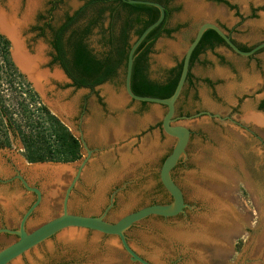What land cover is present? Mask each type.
Listing matches in <instances>:
<instances>
[{"label":"rangeland","instance_id":"1","mask_svg":"<svg viewBox=\"0 0 264 264\" xmlns=\"http://www.w3.org/2000/svg\"><path fill=\"white\" fill-rule=\"evenodd\" d=\"M7 1L0 0V8H5ZM225 1L234 8L213 0L174 1L178 9L167 23L174 31L155 41L148 59L147 72L151 79L160 80L182 60L202 22L216 23L239 45L253 47L264 41V0ZM26 3L27 0H21L22 9ZM81 4V0H40L31 20L21 30L28 52L33 54L36 47H41L43 63H46L49 49L43 38L30 29L38 15L57 26L66 12L72 13ZM97 40L93 36L90 42L99 49ZM41 69L49 71L48 67L41 66ZM56 69L59 70L53 65L49 72ZM191 76L193 86L186 85L177 110L187 118L173 123L191 131L186 154L181 158L183 170L174 172L188 206L177 219L146 218L138 222L125 232L127 242L152 264H170L168 260L175 258L174 264H239L242 261L264 264V109L258 107L264 100V49L244 57L225 45H218L199 56L191 67ZM86 92L74 90L65 77L63 81L51 77L44 93L39 91L41 95H38L51 111L58 113L51 108L52 101L73 106ZM122 92L118 80L95 89V95L98 94L111 115L104 119L106 129L102 133L97 134L96 126V132L90 134L85 122L80 125L82 131L74 130L67 118L70 112L67 116L60 114L73 133L82 135L86 143L81 157L68 166L75 169L88 153L86 163L102 161L97 162L101 164L100 171L94 170V176L84 172L85 166L82 168L87 185L76 186L75 195L79 193L82 200L73 197L69 209L84 215H100L107 222H115L122 215L149 204L172 201L160 191L157 180L159 168L175 144V139L161 128L166 108L128 97L121 100ZM91 95L87 96L88 107L93 114L98 104ZM10 134L18 149L12 146L9 153H13L9 155L29 167L21 158L18 136ZM101 145L107 148L102 150ZM93 149L94 154L90 156ZM73 172L55 187L21 170L27 183L37 180L42 195L41 205L34 208L35 214L27 222V230L61 213V201L76 173ZM17 192L21 205L10 211L0 206L3 217L0 225L5 224L2 228H17L21 214L32 199L31 191ZM1 193L14 195L7 185H0V197ZM216 203L225 206L227 218L218 217ZM43 205L48 208L46 213L42 211ZM82 232L84 237L78 245L62 241L57 233L42 247L33 248L15 261L20 264H139L130 260L114 237ZM15 240L13 234L0 232V248Z\"/></svg>","mask_w":264,"mask_h":264},{"label":"trees","instance_id":"2","mask_svg":"<svg viewBox=\"0 0 264 264\" xmlns=\"http://www.w3.org/2000/svg\"><path fill=\"white\" fill-rule=\"evenodd\" d=\"M81 1L82 4L72 13L64 14L60 26L53 31V46L58 54L54 61L60 62L76 87L93 88L115 79L120 71L125 73L131 41L158 18L159 10L151 5L131 4L123 0ZM150 1L163 5L165 15L136 48L130 85L137 95L166 98L175 89L182 60L168 69L160 80H153L147 72L148 54L158 38L169 36L174 31L167 22L178 8L171 6L172 0ZM214 1L234 8L225 0ZM65 35L67 48L63 42ZM93 36L98 38L99 49L91 46ZM218 45L226 44L214 30L207 29L191 54L189 71L201 52ZM237 46L245 51L252 48ZM189 71L186 81L190 77ZM259 109H264V101ZM11 132L18 136L22 155L28 163H70L81 157L78 138L41 101L31 83L14 64L9 42L0 33V137L4 138L0 144L10 146L8 133Z\"/></svg>","mask_w":264,"mask_h":264},{"label":"water","instance_id":"3","mask_svg":"<svg viewBox=\"0 0 264 264\" xmlns=\"http://www.w3.org/2000/svg\"><path fill=\"white\" fill-rule=\"evenodd\" d=\"M123 1L131 4L151 5L159 10L158 18L152 24L146 27L138 37L133 38V40L131 41V45L127 54L126 68L124 74V84L122 90L125 93V95L131 100L137 102H146L157 105H163L166 108L161 118V128L167 136L175 139V144L171 152L166 156V158L163 160L161 164L159 170V177L162 185L171 196L172 201L167 204L154 203L140 207L134 211L122 215L115 222H107L103 219L102 216H90V215L69 213L67 211V199L72 187L74 186L80 175L82 168L84 167L86 161L88 160L89 157V153H88L87 156L81 161L80 165L76 169V173L74 174L73 178L71 179L70 183L68 184L65 190L62 212L58 216L46 220L45 222L41 223L33 230L28 232L25 229V224L29 215L32 213L33 209L39 204L41 199V192L37 187L29 186L28 183L22 177H20L24 187L27 190L32 191L37 195V200L23 214V216L19 221V225L17 229L0 228V232L14 234L17 235L18 237L14 242L0 249V264H10L14 262L15 260L22 257L25 253L35 248L38 244L42 243L43 241H45L54 234L57 233L60 234L68 230L83 231L86 229L114 237L116 239V242H118L121 248L129 255V258L132 262H137L139 264H152L151 262L147 261L146 259L142 258L140 255H138L130 247L126 239L125 232L134 223L148 217L149 215L172 217L178 215L181 212H184V209L188 206L184 201L183 192L181 188L174 182V180L171 177V171L175 167L179 159L185 156L186 154L185 149L188 145L191 136V131L189 128L181 124H173V123L177 119L187 118V116L174 117V115H175L176 102L179 99L186 82V78L190 66V57L193 50L198 45L203 33L207 29L214 30L224 40L225 44L238 55L248 57L255 54L258 50L264 48V41H263L255 45L250 50H246V51L241 50L232 41L230 36H228L227 33L219 25H217L212 21L202 22L197 27L192 40L185 49L184 55L182 57V67H181L180 76L178 78L173 93L166 98H158L153 96H140L133 93L130 85L135 50L139 46V44L144 40V38L148 35V33L162 22V20L164 19L165 10L163 5H161L158 2H154L150 0H123ZM0 32L3 35H5L1 30ZM11 58L14 64L19 69V71L31 83L34 90L38 94H40L39 91L35 88L34 84L30 81L27 74H25L18 67L12 56V53H11ZM53 113L56 116H58L62 120V122L66 124L71 130V127L64 121L62 115H60L61 113H55V112ZM206 113L209 114L208 112ZM79 141L81 142L83 147H86V143L84 142L82 135L79 136ZM70 163L38 162V163H29L28 165H43V164L68 165Z\"/></svg>","mask_w":264,"mask_h":264},{"label":"flooded vegetation","instance_id":"4","mask_svg":"<svg viewBox=\"0 0 264 264\" xmlns=\"http://www.w3.org/2000/svg\"><path fill=\"white\" fill-rule=\"evenodd\" d=\"M174 1L175 0H172V4H171V6H173V7H176V5H175V3H174ZM214 1V0H213ZM216 2V1H215ZM219 3V2H218ZM7 4H8V1H7V3H6V7L5 8H3V9H8V7H7ZM18 16H20V12L18 13ZM168 23V22H167ZM61 24V23H60ZM60 24L59 25H57V26H55V25H53V24H51V22L49 21V20H46V19H44L43 18V16H40V15H38L37 16V18H36V23H34L33 25H31V31H33L34 33H35V35L36 36H38V37H41V38H43V40H44V42L46 43V45H47V47H48V51H47V53H46V57H47V61H46V63H43L41 66H44V67H48V69H49V71H51L52 70V66L53 65H56L57 67H58V69L61 71V73L64 75V77L66 78V79H68L69 81H70V86L71 87H73L74 88V90H79V89H83V90H86L87 92V94H84V96H79L78 97V99H77V103H75L74 105H73V107H72V111L70 112V115L69 116H67L66 114V116H67V118H68V121L69 122H71V124H72V127L74 128V130H81V127H80V125H82L84 122L86 123V125L88 126V128H89V132H90V134H93V132H96L95 131V129H96V126H98L97 128H98V130H99V132H103V131H105V124H104V119L106 120L107 119V117H110L111 115L108 113L109 111L108 110H106L105 109V106H104V104L101 102V99L98 97V94L97 95H95L96 93H95V89H96V87H98V86H100V85H103V84H105V83H111V82H113V81H115V80H118V82L121 84V86L123 87V84H124V74L125 73H123V72H119V74H118V76L115 78V79H109V80H107V81H105V82H103V83H101V84H99V85H97V86H94L93 88H89V87H76L74 84H73V82H72V79L70 78V77H68V75L66 74V72L64 71V69H63V67L61 66V64H60V62L59 61H54V58H56L57 57V51L54 49V46H53V41H54V34H53V31H54V29H56L57 27H59L60 26ZM0 30L3 32V33H5L3 30H2V28H1V25H0ZM1 33V32H0ZM2 34V33H1ZM7 37H6V36ZM5 35H4V37L8 40V42H9V52H10V56H11V53H12V49H13V43H12V41H11V39L9 38V36L5 33ZM227 35L228 36H230L229 35V32L227 31ZM20 36H21V34H20ZM21 38H22V36H21ZM66 38H67V35H65L64 37H63V42H64V48H67V45H66ZM231 38V37H230ZM232 39V38H231ZM232 41L236 44V45H239V44H237L233 39H232ZM225 46H227V45H225ZM228 47V46H227ZM254 47V46H253ZM252 47V48H253ZM229 48V47H228ZM230 49V48H229ZM206 50H209V49H205L203 52H201L199 55H198V59H199V56L202 54V53H204ZM259 51V50H258ZM257 51V52H258ZM256 52V53H257ZM150 54H151V52L148 54V59H149V56H150ZM12 56H13V54H12ZM198 59H197V61H198ZM45 61V60H44ZM196 62V61H195ZM194 62V63H195ZM193 63V64H194ZM192 64V65H193ZM177 65V64H176ZM192 67V66H191ZM191 67H190V77H189V79H188V81H186V83H185V85H184V88H183V90H182V93H181V95H180V97H179V99L177 100V102H176V105H175V115H174V117H182V116H185V114L184 113H180L179 114V112H177V110H178V105H179V102H180V98H181V96H182V94H183V92H184V90H185V87H186V85H189L190 87H192L193 85H192V76H191ZM206 81H208V80H206ZM92 94L91 96H93L94 97V99H95V101L97 102V107H96V110L94 111V113L93 114H91L90 113V109H89V107H88V94ZM262 101H264V100H261L260 102H259V104H258V107L260 106V104H261V102ZM45 104V103H44ZM46 105V104H45ZM47 106V105H46ZM260 110H262V109H260ZM96 116H95V115ZM64 115V114H63ZM94 115V116H93ZM87 119V120H86ZM76 122V123H75ZM66 125V124H65ZM82 131V130H81ZM8 136H9V140H10V146H5V145H3V144H0V185H7V188H8V190L9 191H12V192H16V191H19L20 189H22V190H27L25 187H24V185H23V183H22V181H21V178L20 177H22L24 180H26V177H25V175L23 174V173H21V170H25V171H27L28 170V168L29 167H24L22 164H21V162L19 163V161L17 160V159H15V158H12V156H10L9 154H12L13 152H11V153H9V151H11V147L13 146L15 149H18L15 145H14V139L13 138H11V134L10 133H8ZM77 138H78V140H79V137L78 136H76ZM4 138H2V137H0V141H2ZM190 140H191V136H190V139H189V142H188V145H189V143H190ZM19 142H20V140H19ZM80 142V141H79ZM20 144H21V142H20ZM107 144H108V142H107ZM188 145H187V147H188ZM21 146H22V144H21ZM80 153H81V155H82V153H83V147H82V144H81V142H80ZM101 148L100 149H104V147L105 146H103V145H101L100 146ZM187 147H186V149H187ZM105 148H107V147H105ZM89 149V148H88ZM99 149V148H98ZM98 149H96V150H98ZM185 149V150H186ZM20 151H21V155H22V151H23V148L21 147V149H20ZM91 151V150H90ZM94 149L92 150V152L90 153V156L91 155H93L94 154ZM22 160H23V162H25L26 163V165L27 164H29L28 162H26V160L24 159V157H23V155H22ZM100 162H102L100 159H98L96 162H92L91 164H89V162L88 163H86L84 166L86 167V169H84V172H86V174L87 173H89V172H91V175L92 176H94V174H95V171L97 170V171H100L99 169H100V166H101V164H98V163ZM182 161H181V158L179 159V161L177 162V164L175 165V167L172 169V171H171V177H172V179L174 180V182L177 184V182H176V180H175V177H174V172L176 171V170H178L179 168H180V163H181ZM31 166V165H30ZM161 167V166H160ZM180 169H182V168H180ZM83 170V169H82ZM81 170V171H82ZM95 170V171H94ZM159 170H160V168H159ZM183 170V169H182ZM181 174L183 173V171H179ZM83 177H85L84 175H83V173L81 174V172H80V175H79V177H78V179H77V182H76V184L72 187V189H71V191H70V194H69V196H68V199H67V211L69 212V213H72V214H81V215H84L83 213H81V212H74V211H71L70 209H69V207H70V204H71V202H72V200L71 199H73V197H75L76 196V199L78 200V199H81V197H80V194L79 193H77L76 195H75V192H77L76 191V186L78 185V184H80V186H83V188L87 185L86 184V181L83 179ZM34 179V178H33ZM157 180H158V183H159V186H160V191L162 192V193H165L166 195H168L170 198H171V196L169 195V193L167 192V190L164 188V186L162 185V183H161V181H160V177H159V171H158V173H157ZM85 182V183H84ZM29 184V186H35V187H38V185H37V180H35V182L34 183H28ZM178 185V184H177ZM68 186V185H67ZM67 186H66V188H67ZM179 186V185H178ZM180 187V186H179ZM181 188V187H180ZM84 190V189H83ZM181 190H182V188H181ZM28 192H29V190H27ZM182 192H183V190H182ZM31 196H32V199L30 198V201H29V203L27 204V206L25 207V209H24V211H23V213L21 214V217H22V215L24 214V212L37 200V195L34 193V192H32L31 191ZM183 197H184V193H183ZM63 199H64V196H63ZM172 199V198H171ZM41 200H42V195H41V199H40V202H39V204L35 207L36 209L37 208H39V206L41 205ZM82 200V199H81ZM184 201H185V197H184ZM21 199L19 198L18 199V204L19 205H21ZM17 204V205H18ZM13 208V210L15 209V206H13L12 207ZM36 209H34V211L29 215V217H28V219H27V221H26V224H25V229H26V227H27V222H29V220H31V218L33 217V215L35 214V211H36ZM62 209H63V200L61 201V212H62ZM136 210V209H135ZM60 213H57V215H55V216H53V217H56V216H58ZM181 214H183V212H181V213H179L178 215H176V216H172V217H163V216H159V215H149L148 217H146V218H156V219H168V218H179V216L181 215ZM90 216H95V215H90ZM98 216H100V215H98ZM20 217V218H21ZM53 217H51V218H53ZM3 217L2 216H0V219H2ZM20 218H19V220H20ZM51 218H49V219H51ZM146 218H144V219H146ZM104 219V218H103ZM144 219H142V220H144ZM48 220V219H47ZM142 220H140V221H142ZM140 221H138V222H140ZM45 222V221H44ZM138 222H136V223H134L130 228H132L134 225H136ZM43 223V222H42ZM41 223H39L38 225H40ZM38 225H36L35 227H37ZM2 227H5V224H1L0 225V228H2ZM34 227V228H35ZM16 227H14L13 229H15ZM17 228H18V226H17ZM16 228V229H17ZM33 228V229H34ZM129 228V229H130ZM33 229H31V230H33ZM31 230H27L26 229V231H31ZM86 231L87 232H89V233H97V232H95V231H93V230H89V229H86ZM6 234H10V233H6ZM97 234H101L103 237H110L109 235H106V234H102V233H97ZM14 235V234H13ZM55 235V234H54ZM54 235H52L51 237H49L48 239H51ZM126 235V234H125ZM15 236V238L17 239L18 237H17V235H14ZM48 239H46V240H48ZM126 239H127V237H126ZM46 240L45 241H43L42 243H40V244H38L37 246H36V248H40V247H42V245L46 242ZM3 247H5V246H3ZM2 247V248H3ZM1 249V248H0ZM151 249V247L149 248V250ZM32 250V249H31ZM136 252V251H135ZM137 253V252H136ZM138 254V253H137ZM138 255H140V254H138ZM142 258H144V256H142V255H140ZM168 262H170V264H174V262H176V258L175 259H170V260H168ZM134 263H137V262H134Z\"/></svg>","mask_w":264,"mask_h":264},{"label":"bare ground","instance_id":"5","mask_svg":"<svg viewBox=\"0 0 264 264\" xmlns=\"http://www.w3.org/2000/svg\"><path fill=\"white\" fill-rule=\"evenodd\" d=\"M39 4L40 0H27V3L22 9L21 0H8V9L0 8V25L2 30L9 36L13 43L12 54L16 64L25 74H27L30 81L34 84L35 88H37L41 93H44L51 77L60 81H63L64 77L62 73L57 69L54 70L52 73L47 70L41 69V65L44 62L42 48L38 46L35 48V52L33 54L29 53L25 47L24 39L20 36L22 28L25 27V25H27V23L31 20L33 13L39 6ZM19 12L20 16H18ZM58 101L56 100L50 103V106L54 111L63 114H67L72 111V103L61 104ZM97 134H99V131ZM115 134L117 135L116 132ZM77 168L78 166L73 169L71 166L68 165L43 164L31 165L29 166L27 172L30 176L43 178L45 180V184L57 187L62 183L61 179L64 176H66L67 174H71L73 170L74 174ZM17 203L18 202L14 200L7 199L4 206L5 208H7L8 211H10L12 206H15ZM215 205L219 212L217 213L218 217L223 216L224 218L225 216H228V211L224 205L219 203H216ZM42 211L46 213L48 211L47 206L45 207V205H43ZM83 237V232L76 230L64 231L59 235V238L62 241L77 245L79 242H81ZM14 262V264H20L19 261Z\"/></svg>","mask_w":264,"mask_h":264},{"label":"crops","instance_id":"6","mask_svg":"<svg viewBox=\"0 0 264 264\" xmlns=\"http://www.w3.org/2000/svg\"><path fill=\"white\" fill-rule=\"evenodd\" d=\"M123 97H127V96L125 95L124 92H122V94H121V100L123 99ZM13 193H14V195H12L13 197H12V196H7V195H4L3 193H1L2 195H1V197H0V206H1L2 208H3V207L5 208L4 204H5V202H6L7 199H8V200L11 199V200H14V201L18 202V199L21 198L20 195L17 194V193H18L17 191H16V192H13ZM15 193H16V194H15ZM14 198H15V199H14ZM17 204H18V203H17ZM17 204H16L15 206H18V205H19V204H18V205H17ZM1 207H0V208H1ZM2 208H1V209H2ZM5 209H7V208H5ZM243 260H244V259H243ZM239 264H244V263H243V261H242V262L239 263Z\"/></svg>","mask_w":264,"mask_h":264}]
</instances>
